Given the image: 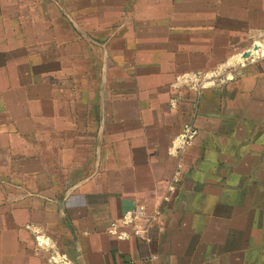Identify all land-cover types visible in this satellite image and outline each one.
<instances>
[{
    "label": "crops",
    "instance_id": "0c3cea01",
    "mask_svg": "<svg viewBox=\"0 0 264 264\" xmlns=\"http://www.w3.org/2000/svg\"><path fill=\"white\" fill-rule=\"evenodd\" d=\"M262 39L264 0H0V264H264Z\"/></svg>",
    "mask_w": 264,
    "mask_h": 264
},
{
    "label": "built area",
    "instance_id": "2783aa9c",
    "mask_svg": "<svg viewBox=\"0 0 264 264\" xmlns=\"http://www.w3.org/2000/svg\"><path fill=\"white\" fill-rule=\"evenodd\" d=\"M257 44L260 46V51L258 54L253 55L242 61L244 63L247 60H253L260 55H264L262 53V47H264V40H256L252 43V45ZM251 45V47H252ZM251 47L246 51H251ZM194 131L189 128H184L177 138L178 143L181 147L190 145L194 139ZM160 214L155 212L153 215L149 214L144 206L136 207L132 210L127 211L121 221L120 224L122 228H129L130 233L125 232V230L119 231L116 223L111 225L109 229L110 234L114 235L117 239H128L130 237H134L138 240L144 241L146 243L150 242V237L148 236V229L150 227V223L154 221ZM35 238V246L37 250L48 249L49 242L44 235H42L39 231L34 232ZM53 247V246H52ZM49 264H68L67 258L64 254L52 253L48 259Z\"/></svg>",
    "mask_w": 264,
    "mask_h": 264
},
{
    "label": "water",
    "instance_id": "95a60500",
    "mask_svg": "<svg viewBox=\"0 0 264 264\" xmlns=\"http://www.w3.org/2000/svg\"><path fill=\"white\" fill-rule=\"evenodd\" d=\"M261 50H262V53H264V47H262ZM259 51H260V46L257 44H254L251 47V51H245L244 53H242V55L238 58V61L242 62L245 59L252 57L253 55L258 54Z\"/></svg>",
    "mask_w": 264,
    "mask_h": 264
},
{
    "label": "rangeland",
    "instance_id": "374dc122",
    "mask_svg": "<svg viewBox=\"0 0 264 264\" xmlns=\"http://www.w3.org/2000/svg\"><path fill=\"white\" fill-rule=\"evenodd\" d=\"M223 71H224V72H223ZM227 71H228V70L225 69V70H222L221 73L226 74Z\"/></svg>",
    "mask_w": 264,
    "mask_h": 264
},
{
    "label": "bare ground",
    "instance_id": "6f19581e",
    "mask_svg": "<svg viewBox=\"0 0 264 264\" xmlns=\"http://www.w3.org/2000/svg\"><path fill=\"white\" fill-rule=\"evenodd\" d=\"M237 60H238V58H237Z\"/></svg>",
    "mask_w": 264,
    "mask_h": 264
}]
</instances>
